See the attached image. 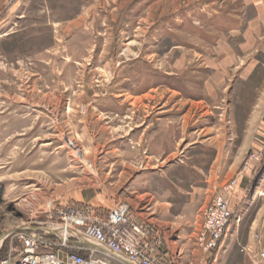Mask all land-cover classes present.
Segmentation results:
<instances>
[{"label":"rangeland","instance_id":"374dc122","mask_svg":"<svg viewBox=\"0 0 264 264\" xmlns=\"http://www.w3.org/2000/svg\"><path fill=\"white\" fill-rule=\"evenodd\" d=\"M263 15L264 0H0V260L20 231L127 203L197 264L201 209L237 178L210 264H264ZM219 39L212 98L201 49Z\"/></svg>","mask_w":264,"mask_h":264},{"label":"built area","instance_id":"2783aa9c","mask_svg":"<svg viewBox=\"0 0 264 264\" xmlns=\"http://www.w3.org/2000/svg\"><path fill=\"white\" fill-rule=\"evenodd\" d=\"M254 159L255 155L248 162ZM237 184V178L227 181L201 211L202 222L195 237L197 248L203 252L198 264H210L221 246L235 215L232 198ZM64 216L44 228L20 231L18 259L9 255L0 264H179L183 255L181 248L173 255L169 253L161 230L134 215L127 203L116 204L103 216L89 206ZM67 228L86 240L73 232L64 235Z\"/></svg>","mask_w":264,"mask_h":264},{"label":"crops","instance_id":"0c3cea01","mask_svg":"<svg viewBox=\"0 0 264 264\" xmlns=\"http://www.w3.org/2000/svg\"><path fill=\"white\" fill-rule=\"evenodd\" d=\"M263 18H264V15H263ZM211 23H212V25H215V26H213L214 28L216 27H218V32H219V34H221V35H226V34H228V32L229 31H233V32H231V33H235L234 35H237V33H239L238 31H239V29L241 28V27H238V21H236L235 20V22H233V23H231V21H229L230 22V24H232V30H230V29H227L228 27H226L225 25H226V23H222V24H218L217 22H214V21H212V18L211 19H208ZM233 21V20H232ZM242 30H243V28H242ZM249 30V29H248ZM252 31V30H251ZM250 31V32H251ZM249 31L247 32V33H250ZM226 48H227V44H226V41H224V40H217V42H214V44H213V46H212V49H210V50H203V49H201V52L202 53H204V55H205V59L209 62V66L208 67H210V69H209V72H213V74H210L211 75V78H210V80H211V82H207V83H205V85L203 86V88H202V90L204 89V91H209L208 92V95H210V97H212V98H216L217 96H216V93L217 92H219V89L223 86L222 84H223V76L225 75V72H224V68L226 67V61H224L223 59H222V57H223V54H225V52H227V50H226ZM210 52V53H209ZM233 62H235V60H233ZM213 69H215V70H213ZM217 69V70H216ZM219 69H222L221 71L219 70ZM219 72V73H218ZM212 92H214L215 94H213ZM162 144H163V147H164V145L166 144V146H167V144H171V141H167L166 140V138H165V140H163L162 141ZM172 145V144H171ZM216 193H213V195L212 196H210V198H212L214 195H215ZM209 197V196H208ZM207 197V198H208ZM211 199H209V200H207V202L203 205V207L210 201ZM191 201V200H190ZM193 202V201H192ZM192 202H189L190 204H191V206H189V207H194V206H198L197 205V202L196 201H194L193 203ZM195 203V204H194ZM116 205V204H115ZM114 205V206H115ZM201 205V204H200ZM113 206V207H114ZM234 206H235V204H234ZM112 207V208H113ZM203 207H202V209H203ZM95 208V207H94ZM112 208H109L108 209V211H107V213L112 209ZM96 209H97V212H101L102 213V211H104L105 209H102L101 207H96ZM100 211H99V210ZM153 209V208H152ZM152 209L151 208H148V212L146 213H138V216L139 217H145V215H148V216H150L151 215V217L150 218H148V217H146V218H144V219H146V220H149V221H151L152 223H154L157 227H161L159 224H158V219L156 218V217H152V215L154 214V212L155 211H152ZM202 209H201V211H202ZM159 222H160V220H159ZM162 223V222H161ZM28 230V229H27ZM29 230H31V229H29ZM162 232V231H161ZM165 242H166V244L168 245V249H169V253H171L172 255L174 254V252H175V250L177 249V247L175 246V244H173V242H171L170 240H168L167 238H166V236H165ZM182 250V249H181ZM183 256V255H182ZM182 256L179 258V259H181L182 258ZM199 260H200V258L196 261V263L198 264L199 263Z\"/></svg>","mask_w":264,"mask_h":264},{"label":"bare ground","instance_id":"6f19581e","mask_svg":"<svg viewBox=\"0 0 264 264\" xmlns=\"http://www.w3.org/2000/svg\"><path fill=\"white\" fill-rule=\"evenodd\" d=\"M254 27H255V26H254ZM221 70H222V69H221ZM218 73H219V72H218ZM70 232L76 233V234H78V236H80V238H82V240H86L85 237H84L83 235H81V234H79V233L73 231V230L70 229V228H67V230L64 231V235L67 236ZM2 243H3V238L0 239V245H2Z\"/></svg>","mask_w":264,"mask_h":264},{"label":"water","instance_id":"95a60500","mask_svg":"<svg viewBox=\"0 0 264 264\" xmlns=\"http://www.w3.org/2000/svg\"><path fill=\"white\" fill-rule=\"evenodd\" d=\"M87 244H89V245H93L92 243H90V242H87Z\"/></svg>","mask_w":264,"mask_h":264}]
</instances>
